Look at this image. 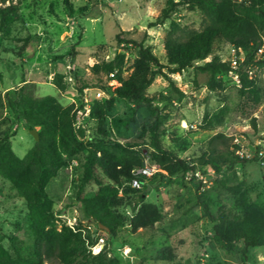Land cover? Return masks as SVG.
Returning a JSON list of instances; mask_svg holds the SVG:
<instances>
[{
	"label": "rangeland",
	"instance_id": "1",
	"mask_svg": "<svg viewBox=\"0 0 264 264\" xmlns=\"http://www.w3.org/2000/svg\"><path fill=\"white\" fill-rule=\"evenodd\" d=\"M166 2L69 0L70 5H67L65 0L20 1L15 22L0 30V92L4 94L24 83H35L38 95L55 96L63 107L74 105L78 110V129L85 131L83 140L94 142L97 119L91 112L79 113L84 109L85 98L90 109L97 103L109 101L115 96V84L107 73L106 64L123 63L126 79L132 75L137 59L135 45L120 43L116 36L150 46L160 63L167 64L165 38L172 21L148 27L160 17ZM173 18L181 27L179 35L202 31L208 24L198 10L183 9ZM215 55L226 59L227 46H216L212 56L181 73L170 74L168 68L163 69L185 97L158 105L162 110L159 115L161 142L177 157L195 164L202 154L208 153L210 139L219 133L229 141L216 145L218 153H228L236 144L246 151L259 146L264 155V79L254 85L260 89L261 96L256 109L251 101L254 96L250 99L242 96L223 74L217 76L222 88L211 91L207 87L210 75L199 67ZM56 74L64 75L65 90H59L55 84ZM168 85L165 76H157L147 94L159 99ZM4 118L12 148L19 158H24L37 142L19 115L6 109ZM155 118L125 100H119L105 117L109 138L131 146L143 157L144 166L156 169L153 175L142 179L140 187L128 181L119 186V196L129 202L116 209L125 222L115 237L105 230L87 229L79 211L78 196L96 192L99 187L95 182L83 184V169L72 163L59 176H50L45 181L49 195L46 194L44 200L50 225L59 231L65 227L73 232L81 231L88 247L100 238L105 241L104 262L81 261L79 264H264V247L250 249L244 261L237 252L209 245L215 218L222 210L239 213L244 201L264 206V168L259 162H248L236 167V179L214 175L201 185L194 176L167 177L150 160V127ZM125 126L131 129L132 136L122 137ZM34 129L38 134H45L42 127ZM98 176L103 183L110 184L101 172ZM230 187L236 191H227ZM146 189L149 194L141 200L139 195ZM203 200L207 201L214 219L205 215L201 207ZM142 202L160 203L163 219L153 228L134 231L130 220ZM28 216L25 201L0 177V256L16 257L13 241L19 246L29 243ZM89 235H93V241L88 239Z\"/></svg>",
	"mask_w": 264,
	"mask_h": 264
},
{
	"label": "trees",
	"instance_id": "2",
	"mask_svg": "<svg viewBox=\"0 0 264 264\" xmlns=\"http://www.w3.org/2000/svg\"><path fill=\"white\" fill-rule=\"evenodd\" d=\"M8 1L9 5H6ZM20 1L23 0L17 3L13 0H0V30L15 22ZM65 3L70 5L69 0H65ZM183 9L200 11L208 24L202 31L179 35L181 27L173 16ZM167 21L172 23L165 38V65L160 63L150 46L124 40L119 34L116 36L120 43L135 45L137 59L132 75L126 79L123 77V63L111 61L106 64L108 75L113 74L110 79L115 84V96L104 104H95L90 110L92 117L98 121L96 140L92 143L85 142V131L76 127L78 110L75 106L63 107L55 96L38 95L35 83H24L4 94L0 92V177L16 189L29 211L26 222L29 243L19 246L13 241L16 257L0 256V264H79L81 261H105L103 250L96 255L91 253L81 231L73 232L68 227L59 231L50 225L44 200L48 193L44 185L48 177L59 176L66 166L76 161L77 166L83 169V184L95 182L99 187L96 192L78 196L82 217L91 221L96 226L95 229H107L105 231L112 237L117 235L125 218L116 209L126 201L129 202L125 197L119 196V186L124 181L131 182L133 172L144 167V159L137 151L125 143L111 140L106 132L105 117L115 109L119 100L128 101L137 109L156 117L150 127V160L167 177L187 176L190 172L199 171L206 178L215 175L236 179L237 166L248 162L260 163L259 146L254 147L256 156L251 159L237 155L236 151L241 146L236 144L230 152L218 153L216 145L229 141L222 133L210 139L208 153L202 154L197 164L177 157L165 149L161 142L159 115H162V110L158 105L181 101L185 97L175 81L163 72L165 68L169 69L170 74L181 73L212 56L216 46H227V58L231 45L241 46L246 51L248 60H252L264 38V0H167L160 17L149 23L148 27L164 25ZM227 58L221 59L215 55L211 61L199 67L210 75L207 82L209 90L222 88V82L217 76L231 70ZM157 76H165L169 83L166 92L159 99L147 94ZM63 79V74L55 75V84L61 91L65 90ZM242 80L243 88L236 89L249 99L253 95L251 101L256 109L261 100L260 89L255 88L245 74L242 75ZM83 90L82 87L79 88L80 93ZM6 109L19 115L30 131L38 126L45 129V134H39L40 140L24 158H19L12 148L10 132L5 127ZM254 127L256 129L255 123ZM130 136L131 129L123 127L122 137ZM262 159L264 160V156ZM100 172L110 184L106 185L99 179ZM235 189L230 187L227 191H236ZM148 194L149 189H146L139 198L142 200ZM201 207L207 217L214 219L207 201H201ZM162 219L163 207L160 203L142 202L135 209L130 225L134 231L146 230L153 228ZM215 220L213 234L209 238V245L213 248L237 252L245 261L250 249L264 247V206L244 201L239 213L222 210ZM88 239L93 241V235H89Z\"/></svg>",
	"mask_w": 264,
	"mask_h": 264
},
{
	"label": "built area",
	"instance_id": "3",
	"mask_svg": "<svg viewBox=\"0 0 264 264\" xmlns=\"http://www.w3.org/2000/svg\"><path fill=\"white\" fill-rule=\"evenodd\" d=\"M239 1L242 2L245 0ZM227 61L230 63L231 70L228 73L223 74V76L225 78L227 77L228 80L231 81L233 87L238 89L243 88V74H245L248 80L253 82V85H256V83L260 79H264V38H262V42L259 44L252 60H248L247 53L244 48H242L241 46L231 45L229 47V55ZM111 76H113V74H111ZM98 97H101L100 93H98ZM85 102L86 104L84 106V109L79 110V113H90L91 109L86 98ZM76 127L78 128L77 124ZM236 154L241 158L251 159L256 156V149L254 148L251 151H246L243 147H241V149L236 151ZM263 156V152L260 151L258 153V157L260 159V165L264 168V160L262 159ZM73 163L77 165L76 161H73ZM153 170L156 171L155 168L151 169L147 166H144L143 168L134 171L133 178L131 180L132 186L140 187L142 185V179L144 177L153 175ZM188 175L190 177H196L200 184H206V176L201 174L199 171H196L195 173L190 172L188 173ZM85 223L87 224L88 230L94 231L96 226L91 221L85 220ZM104 243V239L100 238L96 244L89 246V250L94 254H98L103 250L102 247L104 246Z\"/></svg>",
	"mask_w": 264,
	"mask_h": 264
},
{
	"label": "water",
	"instance_id": "4",
	"mask_svg": "<svg viewBox=\"0 0 264 264\" xmlns=\"http://www.w3.org/2000/svg\"><path fill=\"white\" fill-rule=\"evenodd\" d=\"M31 134L34 136L36 142H38L40 140V136H39L38 132L35 129L31 130ZM102 228L105 229L104 227H102ZM105 230H107V229H105Z\"/></svg>",
	"mask_w": 264,
	"mask_h": 264
}]
</instances>
